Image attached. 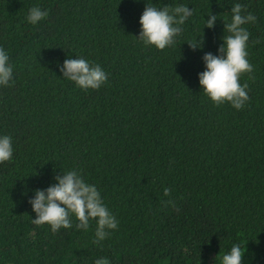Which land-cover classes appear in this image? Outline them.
I'll use <instances>...</instances> for the list:
<instances>
[{"label":"trees","instance_id":"1","mask_svg":"<svg viewBox=\"0 0 264 264\" xmlns=\"http://www.w3.org/2000/svg\"><path fill=\"white\" fill-rule=\"evenodd\" d=\"M235 3L257 18L243 26L254 71L239 78L240 110L214 104L198 75ZM146 4L192 9L174 45L138 39ZM34 6L48 12L35 25ZM0 48L13 70L0 85V137L13 148L0 163V264H221L235 243L242 264H264V0H0ZM77 58L105 71L99 89L64 78ZM71 170L119 222L99 244L95 220L55 233L32 223L35 190Z\"/></svg>","mask_w":264,"mask_h":264},{"label":"clouds","instance_id":"2","mask_svg":"<svg viewBox=\"0 0 264 264\" xmlns=\"http://www.w3.org/2000/svg\"><path fill=\"white\" fill-rule=\"evenodd\" d=\"M247 6L235 3L231 8V21H224L223 43L219 46V55L206 52L203 56L205 70L200 72L199 84L203 92L216 105L230 103L235 109H242L250 97L246 89L248 84L241 86L239 78L243 73L251 74L254 67L249 63L247 56V42L250 33L243 27L245 24L255 23L256 16L246 11ZM192 15V9L187 5H177L156 8L146 4L140 17L141 31L138 39L148 45H154L163 50L174 45L176 37L183 29L185 21ZM48 16L47 11H42L34 6L29 10L27 20L35 25ZM204 26L213 28L217 20L216 15L209 14ZM193 50L203 48L204 36L196 41L187 42ZM7 52L0 48V85H9L12 80V65L8 63ZM64 78L75 82L83 89H99L108 79L107 74L99 65H91L84 58L66 59L61 68ZM253 79V77H249ZM13 148L8 135L0 137V163L12 159ZM54 179L57 183L46 189H36L34 198L29 200L36 218L32 223L40 226L48 224L52 232L61 228L71 229L73 217L77 223V230H87L91 220L96 221L95 239L93 243L99 244L110 230L118 227L115 216L105 206L100 192L95 185L89 184L75 170L57 174ZM164 194H170V189L165 188ZM175 207L174 201H167ZM178 210V209H177ZM246 248L239 243L233 244L231 250L221 258V264H242V257ZM95 264H108L107 258L97 259Z\"/></svg>","mask_w":264,"mask_h":264}]
</instances>
